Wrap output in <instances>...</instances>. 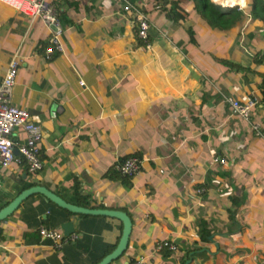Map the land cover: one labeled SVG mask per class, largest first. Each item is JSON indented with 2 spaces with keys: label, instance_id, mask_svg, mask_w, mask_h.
<instances>
[{
  "label": "crops",
  "instance_id": "obj_1",
  "mask_svg": "<svg viewBox=\"0 0 264 264\" xmlns=\"http://www.w3.org/2000/svg\"><path fill=\"white\" fill-rule=\"evenodd\" d=\"M48 1L64 28L62 51L48 59L41 19L0 2V80L17 51L12 102L41 124L43 162L36 173L24 163L0 168V209L40 185L71 204L129 215L127 248L110 264L140 256L144 264H180L200 247L190 264H264V105L246 121L216 93L226 75L220 58L246 66L239 44L196 23L184 7L171 18L169 0H131L156 30L148 48L122 0ZM248 65L261 68L251 58ZM230 77L241 99L258 93L257 77L247 93ZM129 155L143 163L127 179L114 165ZM67 222L77 237L60 250L38 232L44 226L65 234ZM203 230L210 232L205 242ZM121 231L115 218L75 214L35 193L0 221V264H96ZM163 239L177 251L158 249Z\"/></svg>",
  "mask_w": 264,
  "mask_h": 264
},
{
  "label": "built area",
  "instance_id": "obj_2",
  "mask_svg": "<svg viewBox=\"0 0 264 264\" xmlns=\"http://www.w3.org/2000/svg\"><path fill=\"white\" fill-rule=\"evenodd\" d=\"M122 9L133 15L132 23L135 27V35L148 48L150 47L149 23L144 10L130 0H122ZM23 15L34 19L40 18L47 27L48 43L44 49L45 57L50 58L55 52L62 51L63 45L60 36L63 26L59 18V9L48 0H0ZM19 53L12 54L7 69L0 80V168H7L12 164L24 163L30 173H36L43 168L40 157V142L42 138L41 124L32 120L29 113L12 102L13 87L20 66ZM223 102L227 104L232 114L249 121L252 109L258 104L257 97L250 92L245 95L244 102L232 96H223ZM258 128L257 125H253ZM224 163V159H220ZM143 159L137 155H130L119 160L114 165L115 172L122 178H133L142 169ZM202 193L203 189H198ZM40 236L53 241V249L60 250L64 244L74 240L76 234L64 235L58 229L40 226ZM158 249L177 251L175 243L163 239L157 244ZM143 257L136 258L132 264H144Z\"/></svg>",
  "mask_w": 264,
  "mask_h": 264
},
{
  "label": "trees",
  "instance_id": "obj_3",
  "mask_svg": "<svg viewBox=\"0 0 264 264\" xmlns=\"http://www.w3.org/2000/svg\"><path fill=\"white\" fill-rule=\"evenodd\" d=\"M214 1L222 3L221 0ZM167 3L170 6L169 11L172 13L171 18L176 19L180 13L179 8L184 7L186 11L191 10L195 12L193 13L197 16L196 23L203 24L212 33L228 35L234 44H239L242 54L241 59L245 60L246 66L233 62L226 56L220 58V63L226 75H223L225 83L221 89L219 88V91H216L218 97L222 99L223 96H233L243 103L244 99L238 97L240 96L239 93L237 94L230 88V74H233L237 78L239 77L238 81L241 92L249 91L250 83L257 77L259 79L257 84L259 90L256 93V97L258 103L264 105V70L262 68L264 63V0H246L244 8L232 5H230L232 7H224L211 0H169ZM185 10L183 9V19L189 17V14ZM187 30L190 35V42L194 43V27H189ZM249 58L260 65L261 68L250 67L248 65ZM80 204L88 206L83 203ZM209 235L210 232L203 230L200 235L201 241H207ZM198 249H202V247ZM198 249L187 251L183 259L180 260V264L189 259L190 254L195 253ZM165 252L167 254L170 253L168 250Z\"/></svg>",
  "mask_w": 264,
  "mask_h": 264
},
{
  "label": "water",
  "instance_id": "obj_4",
  "mask_svg": "<svg viewBox=\"0 0 264 264\" xmlns=\"http://www.w3.org/2000/svg\"><path fill=\"white\" fill-rule=\"evenodd\" d=\"M155 29L153 27L149 28L150 35L155 33ZM39 193L50 200L52 203L56 204L60 208L66 209L69 212L75 214H86V215H100V216H108L119 220L122 224V231L119 241L115 248L108 254H106L100 261L96 264H110L113 260L118 259L123 252L126 250L129 236L132 228V222L129 215L122 210L115 209H106V208H85L81 206H77L66 202L60 196L51 192L47 188L35 185L30 186L24 190H22L19 194H17L7 205L0 209V221H3L7 218L11 213L19 206V204L29 197L32 194ZM68 227V228H67ZM62 228L65 234L72 233V224L70 222L62 224ZM191 259L186 260L183 264H190Z\"/></svg>",
  "mask_w": 264,
  "mask_h": 264
},
{
  "label": "clouds",
  "instance_id": "obj_5",
  "mask_svg": "<svg viewBox=\"0 0 264 264\" xmlns=\"http://www.w3.org/2000/svg\"><path fill=\"white\" fill-rule=\"evenodd\" d=\"M131 1V0H130ZM211 1H213V2H215L214 0H211ZM132 2V1H131ZM134 3V2H133ZM216 3V2H215ZM218 4V3H217ZM219 5H222V4H219ZM222 6H226V5H222ZM233 6V5H232ZM232 6H226V7H232ZM245 6V5H244ZM238 8H240V7H238ZM59 18H60V12H59ZM147 18H148V16H147ZM61 21V20H60ZM148 23H149V19H148ZM134 26V25H133ZM150 27H152L151 25H150V23H149V28ZM135 28V27H134ZM149 31V30H148ZM149 35H150V33H149ZM136 36V35H135ZM137 38V37H136ZM150 38H151V35H150ZM137 40H138V38H137ZM140 41V40H139ZM46 47V46H45ZM233 97V96H232ZM222 99H223V97H222ZM226 104V103H225ZM227 105V104H226ZM130 156V155H129ZM128 157V156H127ZM139 157V156H138ZM126 158V157H125ZM115 171V170H114ZM72 234H74V233H72ZM65 235V234H64ZM69 235H71V233L69 234ZM67 236V235H66ZM163 250V249H162ZM135 260V259H134ZM133 260V261H134ZM132 261V262H133ZM132 262L130 263V264H132Z\"/></svg>",
  "mask_w": 264,
  "mask_h": 264
},
{
  "label": "bare ground",
  "instance_id": "obj_6",
  "mask_svg": "<svg viewBox=\"0 0 264 264\" xmlns=\"http://www.w3.org/2000/svg\"><path fill=\"white\" fill-rule=\"evenodd\" d=\"M225 4H228V3H234V4H236V3H240V2H242V0H222Z\"/></svg>",
  "mask_w": 264,
  "mask_h": 264
},
{
  "label": "rangeland",
  "instance_id": "obj_7",
  "mask_svg": "<svg viewBox=\"0 0 264 264\" xmlns=\"http://www.w3.org/2000/svg\"><path fill=\"white\" fill-rule=\"evenodd\" d=\"M221 1H222V0H221ZM242 2H243V0H242ZM242 2H240V3H236V4L230 2L229 5H233V6L240 7V5H238V4H241ZM245 2H246V0H245ZM221 6H222V5H221ZM224 7H226V6H224ZM242 8H244V6H243Z\"/></svg>",
  "mask_w": 264,
  "mask_h": 264
}]
</instances>
